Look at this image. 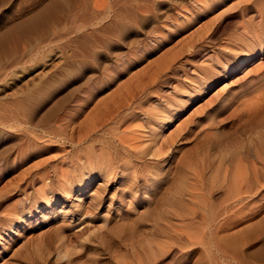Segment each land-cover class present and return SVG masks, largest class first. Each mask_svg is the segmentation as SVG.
Returning a JSON list of instances; mask_svg holds the SVG:
<instances>
[{"label": "rangeland", "instance_id": "rangeland-1", "mask_svg": "<svg viewBox=\"0 0 264 264\" xmlns=\"http://www.w3.org/2000/svg\"><path fill=\"white\" fill-rule=\"evenodd\" d=\"M31 1L0 3V35ZM60 19L0 44V264H264V0ZM124 95L133 155L91 124Z\"/></svg>", "mask_w": 264, "mask_h": 264}, {"label": "bare ground", "instance_id": "bare-ground-1", "mask_svg": "<svg viewBox=\"0 0 264 264\" xmlns=\"http://www.w3.org/2000/svg\"><path fill=\"white\" fill-rule=\"evenodd\" d=\"M12 1L13 0H0V3H2V5H5V4H8V3L12 2ZM120 1L121 0H48V1L46 0V2H43L41 0H35L34 2L31 1L30 4H32V3L36 4V6L39 9L36 12H34L32 15H30L29 17L25 18L24 20H22L20 22H17L16 24L14 23V25H12L9 29L7 28L8 29L7 31L5 30V32H2V34L0 35V44H2L3 42H5L7 40L10 41L9 39H11L13 37H18L20 35H25V34L26 35L29 34L30 36L37 35V34L39 35V33H41V31L46 30V28H48V24L50 23V21H54V20H56V18H58V19L66 18L67 17V13H68L69 10L70 11L71 10L72 11H74V10H76V11L77 10H79V11H82V10L87 11L88 8L89 9L90 8H93V9H95V8H104V7L108 6L110 2L119 3ZM128 4L132 6V4H135V0H128ZM247 57L248 56L246 55V53L242 54L241 56H237L235 58V60L233 61V65H229L228 64L225 67V72L226 73L227 72L230 73L234 69H237L243 62L246 61ZM84 58L85 57H83V59ZM45 92H47V90L46 91L40 90L38 92L37 96L32 94V97H30L29 99L26 98V99H24L22 101H16L14 103V107L16 108V110L18 112H20L22 114L24 112L28 113V111L31 109V107H29V104H28L27 101H31L30 100L31 98H32V100H34L33 99L34 97H38L39 98L41 95H44ZM126 94H128L130 96L132 94V91H129ZM128 95H124L123 98H121L118 101L114 102L113 106L109 107V108H106V110L103 113L101 112V114H99L100 112L98 111V115H99V118L97 119L98 123H96V124L95 123L94 124L91 123V124L95 128H97L99 126H102L104 124H107V123L113 124V126H111V128L113 127L112 131H110V132H112V140H113V142H115V143L117 142L118 143L117 146L120 149L126 150L130 155H133L134 152L136 151L137 147L134 144V138L132 136L137 134L136 131H137V129H140L141 126H138L137 129L136 128L132 129V128H129V127H124L125 123L129 122V120H132V115L128 114L125 117H122L123 109L125 108L126 105L128 106L127 107L128 109L131 108V110H133V108H134L133 107V103H131L132 102L131 98L128 97ZM26 104L28 105V107H27ZM30 111L33 113L32 109ZM94 112H96V111H94ZM94 117L96 119V116H94ZM1 122L2 121H0V124H3ZM0 126H2V125H0ZM163 127H165V125ZM81 136L83 137V135H81ZM79 137H80V135H79ZM77 139L79 140L78 137H77ZM153 147H154L153 153H156V152L160 151V148L157 147V145L155 143H154V146H152V148ZM112 170H113L112 164L110 163V161H108L104 168H100L99 169L100 178H102L104 180L108 179L112 175ZM62 180L63 181H61V183H62L61 186L63 188V195L65 197H67L68 195H70L72 193L71 192V190L73 189V188L71 189V187H72L71 186V182L72 181L69 182V179L66 178V177H65V179H62ZM90 181L91 180L87 179V182H85L86 183L85 188L88 186V182H90ZM42 183L45 186L47 182H46V180H44ZM81 187H84V186L81 185ZM94 193H96L98 195H101L102 191L100 192V191L95 189ZM45 196H46V194H45Z\"/></svg>", "mask_w": 264, "mask_h": 264}]
</instances>
